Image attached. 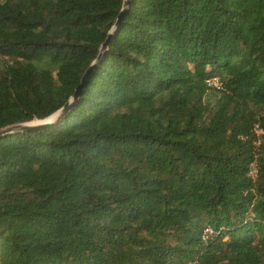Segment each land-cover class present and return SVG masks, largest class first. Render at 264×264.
Listing matches in <instances>:
<instances>
[{
    "label": "trees",
    "instance_id": "trees-1",
    "mask_svg": "<svg viewBox=\"0 0 264 264\" xmlns=\"http://www.w3.org/2000/svg\"><path fill=\"white\" fill-rule=\"evenodd\" d=\"M67 104L0 137V264H264V0H0V131Z\"/></svg>",
    "mask_w": 264,
    "mask_h": 264
},
{
    "label": "water",
    "instance_id": "water-1",
    "mask_svg": "<svg viewBox=\"0 0 264 264\" xmlns=\"http://www.w3.org/2000/svg\"><path fill=\"white\" fill-rule=\"evenodd\" d=\"M118 23H119V22H118ZM104 48H105V45H103L102 49H104ZM91 70H92L91 68L88 69V70L86 71V73L84 74L83 79H82V81H81V84H82V85H83L85 79L87 78V76H89ZM82 85H80V86L76 89V92H75V95H74V97H73V100L76 99L77 96L79 95V90H80V88H81ZM67 109H68V104L65 105V106L63 107V109L60 110V111H59L58 113H56L55 115H53V116H51L50 118L45 119V120H43V121H39V123H38V124H35V125L26 126V125H29V124H25V125H20V126H16V127H12V128H8V129H6V130L0 131V137H1L2 135H5V134H8V133H11V132H13V131L24 130V129H28V128H33V127H37V126H44V125H46V124H49V123L53 122V121L57 118V116H60L61 114H63ZM31 124H32V123H31Z\"/></svg>",
    "mask_w": 264,
    "mask_h": 264
},
{
    "label": "built area",
    "instance_id": "built-area-1",
    "mask_svg": "<svg viewBox=\"0 0 264 264\" xmlns=\"http://www.w3.org/2000/svg\"><path fill=\"white\" fill-rule=\"evenodd\" d=\"M208 84V87L212 88V89H220V84L218 82V80L216 78H213L211 80H209L207 82ZM262 132L261 131H257L256 130V135H261ZM256 175H257V167L255 165V163H252L250 166H249V172H248V176L249 178L254 181L255 178H256ZM214 234L213 230L211 228H205L203 230V233H202V240L203 241H207L212 235Z\"/></svg>",
    "mask_w": 264,
    "mask_h": 264
},
{
    "label": "rangeland",
    "instance_id": "rangeland-1",
    "mask_svg": "<svg viewBox=\"0 0 264 264\" xmlns=\"http://www.w3.org/2000/svg\"><path fill=\"white\" fill-rule=\"evenodd\" d=\"M39 122H34V123H30L29 125H26V126H30V125H35V124H38Z\"/></svg>",
    "mask_w": 264,
    "mask_h": 264
}]
</instances>
